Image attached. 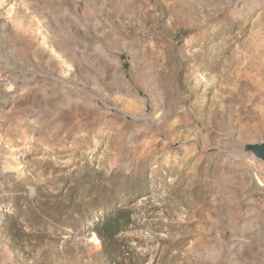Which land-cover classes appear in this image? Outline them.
Instances as JSON below:
<instances>
[{
	"label": "rangeland",
	"instance_id": "obj_1",
	"mask_svg": "<svg viewBox=\"0 0 264 264\" xmlns=\"http://www.w3.org/2000/svg\"><path fill=\"white\" fill-rule=\"evenodd\" d=\"M261 142L264 0H0V264H255ZM91 188L135 211L108 252Z\"/></svg>",
	"mask_w": 264,
	"mask_h": 264
},
{
	"label": "trees",
	"instance_id": "obj_2",
	"mask_svg": "<svg viewBox=\"0 0 264 264\" xmlns=\"http://www.w3.org/2000/svg\"><path fill=\"white\" fill-rule=\"evenodd\" d=\"M69 206L74 208L72 210L74 228L82 230L92 225L106 252L109 244L114 243L119 235L128 231L136 222L133 220L135 211L123 205L114 190L108 192V189H88L87 194L80 197V200L73 198ZM68 213L65 216H68ZM42 217V214L37 216L39 219ZM10 221L11 219H7L6 228L9 227Z\"/></svg>",
	"mask_w": 264,
	"mask_h": 264
},
{
	"label": "water",
	"instance_id": "obj_3",
	"mask_svg": "<svg viewBox=\"0 0 264 264\" xmlns=\"http://www.w3.org/2000/svg\"><path fill=\"white\" fill-rule=\"evenodd\" d=\"M240 154L253 156L264 164V142L243 145L240 147Z\"/></svg>",
	"mask_w": 264,
	"mask_h": 264
},
{
	"label": "crops",
	"instance_id": "obj_4",
	"mask_svg": "<svg viewBox=\"0 0 264 264\" xmlns=\"http://www.w3.org/2000/svg\"><path fill=\"white\" fill-rule=\"evenodd\" d=\"M260 253L258 254L257 253V258H256V260L258 261V262H256L255 264H264V259H262V258H260ZM261 259H262V261H261Z\"/></svg>",
	"mask_w": 264,
	"mask_h": 264
},
{
	"label": "built area",
	"instance_id": "obj_5",
	"mask_svg": "<svg viewBox=\"0 0 264 264\" xmlns=\"http://www.w3.org/2000/svg\"><path fill=\"white\" fill-rule=\"evenodd\" d=\"M256 180H257V182H258V184L260 185V186H264L262 183H261V181H260V179L256 176ZM130 254L128 253V252H125V256H129Z\"/></svg>",
	"mask_w": 264,
	"mask_h": 264
},
{
	"label": "bare ground",
	"instance_id": "obj_6",
	"mask_svg": "<svg viewBox=\"0 0 264 264\" xmlns=\"http://www.w3.org/2000/svg\"><path fill=\"white\" fill-rule=\"evenodd\" d=\"M257 177H259V176H257Z\"/></svg>",
	"mask_w": 264,
	"mask_h": 264
}]
</instances>
